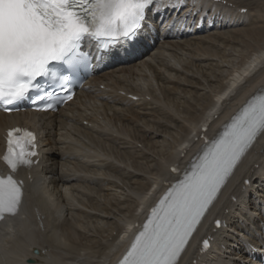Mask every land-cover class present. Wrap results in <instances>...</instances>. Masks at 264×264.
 I'll return each mask as SVG.
<instances>
[{
	"label": "bare ground",
	"instance_id": "6f19581e",
	"mask_svg": "<svg viewBox=\"0 0 264 264\" xmlns=\"http://www.w3.org/2000/svg\"><path fill=\"white\" fill-rule=\"evenodd\" d=\"M184 9L185 11L180 16L181 18L189 10L192 14L187 16L189 18L182 25H172L171 28L169 27V23H172L170 19L172 9H168L160 14L149 12L148 27L137 36L134 42L122 41L111 48L107 54H103L101 63L108 67L105 71L106 73L104 74L102 70H99L100 74L93 76L86 83V86L78 93L76 101L74 100V102L70 103L57 115H36L25 112L6 117L0 114V148L6 128L13 124L26 125L32 128L37 133L38 146V154L32 159V166L27 169H19L14 175L15 179L23 182V192L25 195L23 196V201L17 214L14 216H6L0 222V264H28V260L32 262L31 264H48V262H53L56 259H61L65 262L67 256H70V258H66L70 261L81 258L86 259V256H91L92 251L90 245L86 246L87 248L80 249L75 242L74 246V244L68 241L73 237L71 234H69L72 236H69L71 237L70 239L67 240L65 238V235H68L70 232H68L70 230L68 229V233H65V227L68 221H70L68 216L72 212L78 217L84 212L82 211L84 207H81L83 202L79 199V196H84L89 204V202H92L91 197L93 196L90 194L92 192L94 194V191L97 190L101 191V186L104 185L101 184L105 182L107 189H105L106 192L104 191L106 193L104 196L112 200L107 202L106 208L102 206L103 204L101 205L102 208H96L95 204L91 203L92 208H90L87 214L95 212L96 215L94 217H97V215H101L102 211L106 215L111 209H117V211L128 212L130 214L129 219H126L128 222L124 220L128 224H126L127 228H123L116 237L115 253L111 254L110 250L106 252L107 255L103 254L105 256L101 257L99 263H94L106 264L102 261V259H105L107 264H111L117 255L123 254L122 249L125 244L118 246L119 235L123 234L121 238L123 240L125 235L129 234L135 225H142L148 216V210L157 204L167 191L169 184L175 183L180 178L181 173L183 174L189 168L194 158L201 154V150L204 147V139L213 140L219 131L222 132L224 125L230 121L231 117L239 111L251 96L264 90V44H260L258 47L256 46L255 49L253 48L252 55H244V58L241 55L243 62L240 67L233 70L229 75H226L228 77H224L219 87L216 89L210 87L214 94L213 96L209 95L211 91L202 89L205 87L203 84V87L201 86L202 88L200 89L195 87V85L199 87L200 83L199 78L193 76V73L192 76H184L183 82V80L178 81V77L173 75L166 77L154 66L156 64L163 67L167 70V73L170 71L175 73V75H183L182 71L178 69V65L186 69L187 64L182 61L178 62V64H176L177 62L172 63L173 58H176V51L171 49V47L180 52V49L184 45H189L190 41L186 42L184 37L194 32L190 30V27H188V31H184L183 27L189 24L193 16L199 19L204 14L210 12V20L214 14V17H216L217 13L219 16L221 14V17H229V20H234L237 17L236 22L232 23L236 26L237 24H245L248 22L249 14L255 13L256 17L254 18L258 22L254 24L260 25L257 28V32H259V36H264V0H187V4L181 7L180 11ZM242 11H245V13L243 14ZM198 19L194 31H205V28L200 26L201 23ZM210 20L206 21L210 23ZM159 21L161 23L163 22V29L160 34L157 33V28H159L157 27V23ZM226 27L227 24H220V29ZM174 28H176L175 32L173 31ZM243 32L246 35H251L255 31L252 32L249 29L243 30ZM151 40H153L154 46H156L158 51L156 53L152 52L149 55L154 47L150 45ZM262 40L264 39L262 38ZM201 50L203 49L201 48ZM167 51L171 52V54L173 53L170 56L172 59L164 54ZM206 52L205 55H207ZM177 57L178 61L181 56ZM144 69L151 70L154 73V77L159 81V85L157 86L158 94L160 96L162 95L161 98L164 100H169L170 96L177 94L173 93L176 90L183 93V95H190L192 93L185 91V89L188 88L191 90L193 87L194 94H199L194 96L204 98L206 101L203 105V112L199 115L197 113L193 114L191 105H188L183 107L180 113L176 114L175 112L177 110L173 112L170 109H164L165 106H162L164 102L159 101L161 98L153 101L149 99L153 92L156 93L157 89L155 91L154 89L149 90L146 88L143 91L137 85L135 87L127 83V85H124L127 82L126 79L122 78L124 75H127L128 78L137 76V73ZM142 75L144 77L145 74L141 72ZM194 81L195 84H191ZM205 82L209 84L212 81L206 78ZM160 83L162 86H160ZM162 83L172 86L171 88L163 87ZM101 85L104 87L102 90L99 88ZM123 87L125 88V95L121 94V91L124 90ZM197 89L200 91L203 90V92H199ZM133 96L139 98L133 100ZM155 98L158 99V97ZM197 98L192 97L186 101L187 103L197 101ZM86 99L92 101V105H94L98 115L105 117L103 121L96 118V116L91 117L85 114L82 108L86 107L84 104ZM135 107L147 112L133 111ZM153 113H159L163 120H155L153 117L150 120L148 119L147 123H144L146 127L149 125L147 131L145 129L141 130L142 127H136L135 130L133 127H126L122 124L123 121H129V119L139 120L142 117L144 120L146 117H151ZM181 114L184 115L180 117ZM113 121L117 124L119 123L120 129L117 128V124L115 125ZM162 121H165L169 126L164 125ZM111 122L116 127L115 130H113V125L109 127ZM68 123L79 127L81 131L89 136V139L95 145L97 144L100 151H97V149L95 151L94 149L93 153H90V150L85 152L86 150L80 149L81 147L77 148L75 146V148L69 142H66L67 140H71L69 136L63 135V141L53 140V135H55L56 130L70 132V129H65L67 126H71ZM171 126L179 129V132L175 136L171 133L174 130L170 128ZM153 127H156L155 130L153 129L154 133L152 132ZM204 127H207L206 132H203ZM79 128L76 129L78 130ZM161 128L162 131L159 130ZM76 129L73 127L74 131ZM162 133L168 134L173 138L172 145L168 143L170 145L169 153L166 152L163 155L162 151L156 152L157 154L160 153V155L165 156V159H163L165 160L164 164L161 163L162 161L156 162L154 163L155 168L150 170L135 160L131 162L132 165L131 163L129 164L133 172L123 167L130 159L129 156L132 153L130 151L135 150V145L132 141L141 138L143 141L149 142L147 139L148 136L150 138V135H152V138L156 139ZM163 139L165 138L162 137ZM151 140L153 141V139ZM163 142H166V140H163ZM136 143H139V141ZM156 143L155 141L153 143L151 142L152 149H154ZM81 145H84V142ZM139 154L144 157L142 152H139ZM78 164L85 166V170L90 168L95 169V173L96 171L98 172L95 175L93 174V176H88L84 174L85 171L82 170V173L80 171L81 169H79L80 172L77 170L78 168L76 166ZM69 165H72V167ZM164 165L166 166L164 167ZM171 167H177L180 171L179 175L170 172ZM139 170L143 172L153 171V176L156 178V180L154 179L155 184H151L146 178H143ZM263 170L264 134H261L234 169L218 198L207 212L204 221L191 239L185 252L180 257L178 264H247L250 258L254 259L255 264H260L264 261V254H257L247 247V244L255 247L259 246L262 249L258 252H264V240H261V237L259 238V234L263 236L264 232L258 233L253 231L254 228L259 230L261 226L260 222L264 221V214L260 217V214L256 215L253 212L254 217H251V215L247 216L244 212L245 205L249 207V210L256 211L255 209H257V205L260 202L259 197L264 200ZM110 171H116L112 173L120 174L122 178L127 180L130 184L129 188L132 191L140 192L141 202H137L133 199L134 197H131L135 193L131 194L129 191L128 195L123 191V186L115 185L111 182L106 174ZM135 172L137 173L135 174ZM96 175L99 176L97 177ZM93 180H96V183ZM97 180L99 181L98 183ZM111 187L118 188L119 192L111 193L113 191ZM150 192L152 198L148 199L146 197ZM245 194H247L246 197L244 196ZM242 197L245 198L243 201H240ZM85 199L83 198L82 200L84 201ZM145 203H149L148 206H145ZM137 210H139V214H136ZM255 216L259 219H255ZM211 217L213 218L209 223L208 219ZM84 218L88 217L85 216ZM112 218L110 217V219ZM21 219H31V225L36 231L34 233L28 228L27 230L24 229L25 231L23 230V237L25 240H28L29 245L25 244L22 238L20 239L10 235L13 231L12 223L17 222L16 224L21 225L22 222L18 221ZM101 219L104 218L102 217ZM217 220L221 222L219 227L216 224ZM110 224L111 228L109 233L117 229V225L114 223ZM250 225L254 226L252 227L253 229L248 228ZM71 227L73 230L72 225ZM118 229L120 230L119 227ZM78 231H81V229H78ZM135 231L137 230L135 229ZM1 232H3V235H1ZM231 232H234V234ZM83 233L85 235V232ZM198 237H200V240L196 242ZM242 239L247 241L241 242L240 240ZM204 240L209 241V247L207 249L203 248ZM11 242H13L12 245H10ZM100 245L103 246L104 244L100 243ZM8 247L12 251L10 253L12 255L11 259L10 257L3 258L2 256V254L4 256L9 254ZM34 249L38 250V255L32 253ZM79 255L80 258H78Z\"/></svg>",
	"mask_w": 264,
	"mask_h": 264
},
{
	"label": "snow or ice",
	"instance_id": "6c2138e0",
	"mask_svg": "<svg viewBox=\"0 0 264 264\" xmlns=\"http://www.w3.org/2000/svg\"><path fill=\"white\" fill-rule=\"evenodd\" d=\"M186 4L187 0H0V105L30 99L43 110H55L72 99V75L90 55L82 50L85 41L101 53L121 41H135L148 27L149 12L172 9V25H182L192 14L189 10L180 17ZM261 134L264 90L251 96L218 138L205 142L182 177L169 184L137 226L118 264H178L198 225ZM35 140L27 129L6 133L0 159L9 174L0 175V220L16 215L22 203L23 182L14 173L33 163ZM208 247L204 240L203 248Z\"/></svg>",
	"mask_w": 264,
	"mask_h": 264
},
{
	"label": "rangeland",
	"instance_id": "374dc122",
	"mask_svg": "<svg viewBox=\"0 0 264 264\" xmlns=\"http://www.w3.org/2000/svg\"><path fill=\"white\" fill-rule=\"evenodd\" d=\"M184 11H185V9L180 11V13H179L180 16L183 14ZM242 13L244 14L245 11H242ZM173 14L174 13L172 11L171 16ZM210 14L211 13L208 12L207 16H204L203 19H201V18L198 19V18L192 17L191 20H190V22H189V24L186 27H183L184 31H188L187 29H188V27H190V30L194 32V33H192V34L187 35V36L184 37V40L186 42H189L190 41L189 42V45H184L183 48L180 49V52H179V50L171 47V49H173L174 51H176V58H173V61L171 60L172 63H176L177 62L176 64H178V62L182 61L183 63L187 64V68L186 69H183V68L179 67V65H178V69L180 71H182L183 75H180V74L175 75V73L170 72V71H168L169 73H167L166 72L167 70H165L163 67L158 66L156 64H154V66H155V68L160 73H163L166 77L168 75H170V76L173 75L175 77H178V81L179 80H183V82H184V78L186 76H188V75L189 76H192L194 74L193 76L198 77L199 79L198 78L197 79L199 80V83H200V86L199 87H198V85L197 86L195 85V87H197L198 89H200V88L203 87L202 86V84H203L205 87H203L202 89L203 90H206V91H211V94H209V95L213 96L214 94L212 93L211 88L212 89H216L217 87H219L220 84H221V82H222V80H224V77H228L226 75H229L233 70H236V69H238L240 67V65L243 62L242 56L244 58L247 54L248 55H252L253 54V48L255 49L256 46L258 47L260 44H264V40H262V38L264 39V36H262V37L259 36V34H258L259 32H257V30H258L257 28L260 25L254 24L256 22V19L254 18V17H256V14L255 13H250L249 14L250 16L248 18L249 19L248 22H246L245 24H237L236 26H235V24L233 25L232 23L233 22H236V18L237 17H235L234 20H229V17H226V18L225 17H221V14L219 16V14L217 13L216 14L217 16L214 17V15H215L214 14L211 17V20H210V17H209ZM188 18L189 17H187V19ZM197 19L200 20L199 21L201 23L200 26L203 27V28H205V31H200V30H199L200 32H195L194 31L195 30V24L197 22ZM206 20L207 21L210 20L211 22L209 23ZM223 23L227 24V27L220 29V24H223ZM171 26H172V23L170 22L169 23V27L171 28ZM157 27H159V28H157V33L160 34L162 32V29H163V22L162 23H159ZM263 28H264V26H263ZM175 29L176 28L173 29L174 32H175ZM249 29L252 32H254V31L255 32L253 34H251V35L244 34L245 32H243V30H249ZM209 39H211V40H209ZM256 44H258V45H256ZM150 45L151 46H154V42L153 41H150ZM192 45H193V47H192ZM184 47H185V49H184ZM201 48L205 52L207 51L206 52L207 55H205V52L203 50H201ZM181 50H183L184 53H183V51L181 53ZM157 51H158V49L156 48V46H154L153 47V50L149 53V55L152 52H155L156 53ZM164 54L168 58H171L170 56H172L173 53L171 54V52H168L167 51ZM208 55H210V56H208ZM177 56H181V57H179L178 61H177V58H178ZM147 59H149V58L147 57ZM189 63H191V64H189ZM141 72H142V74H145L144 77H143V75L141 76ZM141 72H138L137 73V76L135 75V76H132L130 78H128L127 75H124V77H122V78L127 80V82H125L124 85H127L128 84V85H132L134 87H135V85H137V87L139 86V88L142 89L143 91H145L146 88H148L149 90H152V89L155 90V89H157L158 88L157 86L159 85V81H157V79L154 77V73L151 70H148V69H144ZM105 73L106 72L104 71V74ZM145 76H147V77H145ZM146 78H147V80H146ZM206 78H207V80L208 79H211L212 82L209 83V84H207L205 82V79ZM162 84H163V87H169V88H171V86H172V85H169V84H166V83H162ZM191 84H195V81L193 83H191ZM191 84H189V85H191ZM160 86H162L161 83H160ZM99 88L101 90L104 89L103 85H101ZM186 89H185V91H188V92L190 91L189 93H192V94H190V95L189 94H186V95L184 94L185 95L184 96L183 93H181L180 91H177L176 90L173 93H177V94H174L173 96H170L169 97V100L170 101H169V100L162 99L161 98L162 95L160 96L158 94L159 91L157 89V91L155 90L156 93L153 92V94L151 95V97H149V99H151L153 101V100H159L161 98L159 101H161L162 103L163 102L164 103H166V102L168 103V105H166L167 103L166 104H164V103L162 104L163 107L165 106L164 109H168V110L170 109V111H173V112L177 110L178 112L176 111L175 112L176 114L177 113H180L181 112L180 110L183 109V107H186L188 105H191V111L193 112V114L197 113V115H199L201 112H203V105H204V103L206 101L204 100V98H200L199 96H194V95H199V94H194L193 87L191 88V90H189L188 88H186ZM203 90L202 91L198 90V91L199 92H203ZM124 93H125V88H124V90L121 91V94L122 95H124ZM154 93H155L156 96L154 95ZM200 95H203V94H200ZM155 97H158V99L155 98ZM192 97H198L196 99L197 101H190L189 103H187L186 100L187 99H190ZM137 98H139V97H134L133 99L136 100ZM84 104H85L86 107L85 108H82V109H83V111H85V114L86 115H89L91 117L92 116H94V117L96 116V118L100 119L101 121L104 120L103 118H105V117L104 116L102 117V116L98 115L97 111L94 108V105H92V101L91 100L89 101V99H86ZM171 109H173V110H171ZM133 111H136V112H147V111H141L137 107H135L133 109ZM182 115H184V114H181L180 117H182ZM152 117L155 118V120H157V119L158 120H163L162 117H161V115H159V113H153L151 115V117H146V119H144V120H143L142 117L139 118V120L138 119L137 120L136 119H133V120L132 119H129V121H123L122 124L125 125L126 127H133L134 129L136 127L137 128H141L142 127L141 130H144L145 129L147 131L149 129L148 128L149 125L146 127L144 123H147V120L148 119L149 120L152 119ZM45 119H47V118H45ZM106 119H108V118H106ZM132 122H134L135 124L132 123ZM113 123H115V125L117 124L114 121H113ZM113 123L111 122V125L109 127H111L113 125ZM162 123H164V125L166 124L165 121H162ZM68 124L71 125L72 128H71V126H67L65 129H70V132L68 133L66 130H65L66 132L65 131H57L56 130L55 131V135H53V140H55V141H58V140L59 141H63V135L64 136H69L71 140L70 141L67 140L66 142H69L74 147L75 146H77V148L78 147H81L80 149H85L86 150L85 152H87V151L90 150L91 151L90 153H93L94 149H95V151H96V149H97V151L99 150V147L97 146V144L95 145V143L92 142L89 139V136H87L83 131H81L79 127H77V126H75V125H73L71 123H68ZM116 126H117L118 129H120L119 123ZM166 126H169V124H166ZM73 127L75 129L76 128H79V129L78 130L76 129V131H74L73 130ZM113 127H114V125H113ZM115 128L116 127H114L113 130H115ZM155 128L156 127H153L152 128V132L153 133H154ZM170 128H173L174 129V130L171 131V133H172L173 136H175L179 132V129H177V128H174L172 126ZM57 129H58V127H57ZM159 130L162 131V128L159 129ZM76 132H78V133H76ZM160 135L161 136L156 137V139L152 138L153 137L152 135H150V138L148 136L147 139L149 140V142L148 141H143V139H141V138L139 140L137 139L135 141H132V143L134 142L135 150H133V151L131 150L130 151V152H132L130 154V156H129L130 159H129V161L126 162V165H123V167H126V168H128V170H131L132 171V168L130 167L132 165L131 162H134L135 160L138 161L139 163H141L143 166H145L146 169H150V170H153L155 168L154 167V163H156V162L162 161L161 163L164 164L165 160H163V159H165V156H163V155L166 152L169 153L170 145H172L171 143H173V138H172V136H170L168 134H163L162 133ZM162 137L165 138L163 140H166V142H163ZM151 139H153V141L157 142L156 145H155V147H154V149L151 148V142L153 143V141ZM128 140H130V139H128ZM150 140H151V142H150ZM138 141H139V143H136ZM83 142H84V145H81ZM168 143H170V145H168ZM96 146H97V148H96ZM144 148H146V149H144ZM157 151H160V152L162 151V154L163 155H160V153L157 154L156 153ZM139 152H142L144 157H142V155L140 156ZM127 160H128V158H127ZM130 163H131V165H129ZM69 166L72 167V165H69ZM165 166L166 165H164V167ZM129 167H130V169H129ZM76 168H78L77 169L78 171H79V169H81L80 171L82 173H83V171H85L86 173L84 172V174H86L88 176H93V174L95 175L98 172V171H96V173H95V169H90V168H87V167L86 168L88 170L87 169L85 170L84 169L85 166H83L81 164H78L76 166ZM92 170H93V172H92ZM112 172H116V171H110V172H107L106 173L107 176H108V178L111 180V182H113L115 185L117 184V185L123 186V189H124L123 191L126 194H128V195H129V191H130L131 194L132 193H135L136 195L133 194V196L131 195V197H134L133 199L136 200L137 202L138 201L141 202V198H140L141 197V194H140V192H138V191H132L129 188L130 187V184H129V182L127 180H125L124 178H122L120 176V174H115V173H112ZM136 173L137 172H135V174ZM139 173H140V175L142 174L141 176L143 178H146L151 184H153L155 182V180H156L155 176H153V171L152 172H150V171H144L143 172V171H140L139 170ZM262 174L264 175V172ZM96 176L98 177L99 175H96ZM93 181L96 183V180H93ZM99 181H100V179H99ZM99 181L97 180V183ZM101 185H103V186H101V189H100L101 191H98L97 190V191H94V194H92L93 192L90 194L91 196L93 195L92 196L93 198L90 196L92 202H89V204L87 202V199H85L84 196H82V195L79 196V199L83 202V204L81 205V207H84V208H82L83 209L82 211H84L85 213L84 212L81 213L82 212L81 211L80 213L82 214L83 217L81 216L80 213H78V214H80L79 215L80 217H78V216H75V213L72 212L71 215L68 216V218L70 219V221H68V223H67V225L65 227L66 228L65 233H68L70 231L68 233V235L67 234L65 235V238L68 240V239H70L73 236L72 239L71 240H68V241L70 243L74 244V246H75V243H76V245L79 246L78 248H80V249H82V248L90 245L91 246L90 249L92 251V254H91L92 257L91 256H89V257L86 256L85 257L86 259L81 258V259H76L75 261H70V260H67L66 259L67 257L70 258V256H67L65 258V262H63L61 259H56L53 262H48V264H64V263L65 264L66 263L67 264H88V263L89 264H94V263H99V260L101 259V257L107 255L106 252H108V251L111 250V254L115 253V251H116V248H115L116 247V244H115L116 237L118 236V234L121 232V230L123 228H127V225L128 224L125 223L124 220L125 221H126V219L128 220L130 214L128 212L117 211V209H113V210L111 209V210H109L106 213V215H108V216H106L104 214L105 212L102 211L101 215H97V217H99V218L94 217L96 215L95 212H92L91 213L92 215L90 213L87 214V212L90 211V208H92V206L90 205L91 203H94L95 206H96V208H102V206L104 208H106L105 206H107V202H110L112 200V199H107V197L104 196L106 194L105 193L106 192L105 189H107L106 182L105 183H102ZM102 187H103V189H102ZM108 187H110V185H108ZM111 189H113V191H111V193H117V192H119V189L118 188L111 187ZM115 189H117V190H115ZM121 193H122V190H121ZM246 195L247 194H245L244 196L246 197ZM150 196H151V192L147 195L146 198L149 199V198L152 197V196L151 197ZM81 197H83L85 200L83 201L82 200L83 198H81ZM245 197H242L240 201H243ZM250 198H252V197H250ZM259 200H260V202L257 205V209H255L256 211L249 210V207H247V205L244 206V212L247 214V216H250L251 215V217H254V215H253L254 213L256 215L257 214H260V217L263 216V214H264V200L262 198H260V197H259ZM71 216H73V218H71ZM85 216L88 217L89 219L88 218H84ZM102 217L104 219H106V218L107 219L106 220L101 219ZM110 217H113V218L110 219ZM212 218L213 217H211V218L208 219L209 220L208 221L209 223L211 222ZM255 219H259V218L257 216H255ZM18 221L22 222L21 225L26 224L27 228H29L32 232H34V233L36 232L35 229L33 228V226L31 225V219H26V220L25 219H21V220H18ZM117 221H119V222H117ZM126 222H128V221H126ZM109 223H114L115 225H117V229L111 231L110 233H109V231H110V228H111V224L109 225ZM121 223H122V225H121ZM260 224H261V226L259 227V230L256 229V228L253 229L252 227H254V226H252V225L248 226V228L253 229V231H255V232L263 233L264 232V221H261ZM71 225L74 228L73 230H72ZM69 227H71V228H69ZM118 227L120 228V230L118 229ZM20 229L21 228H19V226H17V227H15V229L13 231H15V232L18 233ZM68 229H70V230H68ZM78 229L79 230L81 229V231H78ZM21 230H22L21 233H23L26 229L24 231H23V229H21ZM67 230H68V232H67ZM83 232H85V235H84ZM231 233L234 234V232H231ZM69 234H71L72 236L69 235ZM1 235H3V232H1ZM69 236H71V237H69ZM263 236H261L259 234V237H263ZM240 241L241 242H246L247 240H243L242 239ZM113 242H114L115 246H114ZM12 243L13 242H11L10 245H12ZM100 243H102L104 245L101 246ZM9 248L10 247H8L7 250H9ZM11 252H12L11 250L8 251L9 254ZM81 254H84V253H81ZM103 254H105V255H103ZM9 256H10V259H11L12 255H9ZM78 258H80V255H79ZM102 261H104V263L107 264V262H106L105 259H102Z\"/></svg>",
	"mask_w": 264,
	"mask_h": 264
},
{
	"label": "water",
	"instance_id": "95a60500",
	"mask_svg": "<svg viewBox=\"0 0 264 264\" xmlns=\"http://www.w3.org/2000/svg\"><path fill=\"white\" fill-rule=\"evenodd\" d=\"M38 252L37 251H33V254H37ZM28 264H31L32 262L30 260L27 261Z\"/></svg>",
	"mask_w": 264,
	"mask_h": 264
}]
</instances>
